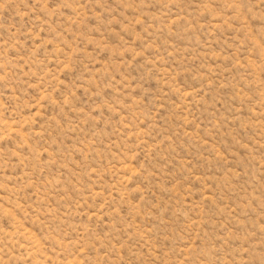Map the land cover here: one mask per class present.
Listing matches in <instances>:
<instances>
[{"label":"rangeland","instance_id":"1","mask_svg":"<svg viewBox=\"0 0 264 264\" xmlns=\"http://www.w3.org/2000/svg\"><path fill=\"white\" fill-rule=\"evenodd\" d=\"M0 264H264V0H0Z\"/></svg>","mask_w":264,"mask_h":264}]
</instances>
